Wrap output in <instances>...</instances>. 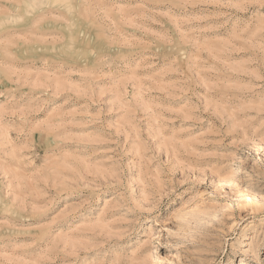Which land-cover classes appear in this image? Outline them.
<instances>
[{
	"label": "rangeland",
	"instance_id": "374dc122",
	"mask_svg": "<svg viewBox=\"0 0 264 264\" xmlns=\"http://www.w3.org/2000/svg\"><path fill=\"white\" fill-rule=\"evenodd\" d=\"M0 264H264V0H0Z\"/></svg>",
	"mask_w": 264,
	"mask_h": 264
},
{
	"label": "bare ground",
	"instance_id": "6f19581e",
	"mask_svg": "<svg viewBox=\"0 0 264 264\" xmlns=\"http://www.w3.org/2000/svg\"><path fill=\"white\" fill-rule=\"evenodd\" d=\"M182 207H185V208H183V211H185L186 210V208H187V203L186 204H183V206ZM181 207V208H182Z\"/></svg>",
	"mask_w": 264,
	"mask_h": 264
}]
</instances>
